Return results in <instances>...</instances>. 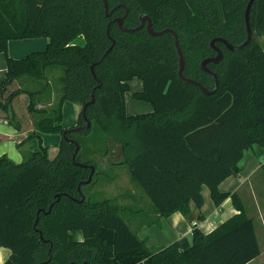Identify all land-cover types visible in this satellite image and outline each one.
Segmentation results:
<instances>
[{"label": "trees", "instance_id": "obj_1", "mask_svg": "<svg viewBox=\"0 0 264 264\" xmlns=\"http://www.w3.org/2000/svg\"><path fill=\"white\" fill-rule=\"evenodd\" d=\"M248 1L108 0L110 8L124 4L129 9L126 27L139 25L144 13L155 29L174 28L186 61L184 74L210 88L215 79L200 68L202 59L215 54L210 38L223 36L241 43L246 38L241 22ZM233 2L238 4L228 8ZM125 13L119 7L106 15L103 0H0V52L7 55L0 111L14 123L13 102L28 91L35 129L27 140L37 142L21 163L0 157V247L10 250L11 264H132L124 260L136 256L148 258L151 264H247L261 253L254 219L238 194L222 192L219 185L240 174L249 148L264 147V0L253 4V38L247 47L230 51L217 42L224 58L209 64L220 79L211 95L179 76L171 33L153 36L145 27L123 31L115 18ZM28 37H48V47L24 58L8 54L10 40ZM113 41L110 52L94 67L95 78L91 66ZM54 65L61 66L63 73L52 100L47 69ZM22 76L41 84L7 94ZM133 78L143 82V89L133 97L151 104L152 111L127 112L126 93ZM98 80L102 86L96 90L95 102L85 109L91 128L68 130L63 124L64 103L79 105L77 126L86 124L84 107ZM96 127L105 133L103 153L110 164L128 166L132 180L161 216L176 211L191 216V203L198 208L204 204V187L217 207L232 197L240 212L209 233L194 224L188 249L178 241L150 249L131 228L122 206L111 199L94 201L89 195L77 200L82 197L78 186L88 179L90 168L74 163L76 143L70 140L81 146L76 161L96 167L91 184L98 162L92 149L83 146ZM42 133L62 135L54 157L43 145ZM261 171L264 177V163ZM59 195V202L46 214ZM101 227L114 230L112 245L98 237ZM72 230L82 231L83 240L70 239Z\"/></svg>", "mask_w": 264, "mask_h": 264}, {"label": "crops", "instance_id": "obj_2", "mask_svg": "<svg viewBox=\"0 0 264 264\" xmlns=\"http://www.w3.org/2000/svg\"><path fill=\"white\" fill-rule=\"evenodd\" d=\"M81 41L83 38L81 37ZM49 44L48 37H28L21 39H12L8 44V54L14 58H24L29 53L35 51H44ZM55 66V65H54ZM53 67V66H50ZM49 67V68H50ZM7 74V55L0 52V82H2ZM52 85V100L57 96L58 91L55 83ZM41 84L38 79L29 76H22L14 80L9 86L8 93L24 88L26 90H34ZM131 90L126 93V102L129 92L143 89V82L138 78H133L129 81ZM136 86V89L133 87ZM31 96L28 91L21 92L13 102L15 111L14 123L9 121L6 113L0 111V157L7 155L16 163H21L24 159L26 151L33 150L37 142L34 139L27 140L30 132L35 129L34 120L31 113L28 111ZM149 105L138 104L137 111L129 114L143 113L152 111L151 104L142 101ZM39 107H43L44 103H39ZM65 128L74 127L77 124V119L80 111V106L66 101L63 107ZM44 146H49L50 151L58 150V145L62 140L61 134L42 133ZM21 145V146H20ZM264 163V147L255 144L245 153L241 166L242 170L239 175H231L227 177L220 185L219 189L222 192L238 194V201L242 203L250 217H253L256 233L261 249V253L252 259L247 264H264V177L261 171V165ZM204 204L198 208L194 203H191V216H185L180 211H176L169 216H161L153 209V219L149 223H144L133 214V218L128 219L136 229L131 228L137 233L140 239L147 242L150 249H158L178 241L183 249H188L193 243L192 231L194 224L197 223L205 233L211 232L220 224L224 223L240 211L235 206L232 197H228L220 207H217L211 198L209 188H203ZM132 198H136L131 194ZM139 212V211H138ZM137 212V213H138ZM139 215V214H137ZM136 215V216H137ZM131 220V221H129ZM99 238L106 240L108 245H112L115 239L113 229L101 227L97 233ZM70 239L83 240L84 236L80 230H72L69 232ZM7 259V260H6ZM11 264L10 250L5 247H0V264ZM125 263L132 264H151L150 260L143 256L128 257L124 260Z\"/></svg>", "mask_w": 264, "mask_h": 264}, {"label": "rangeland", "instance_id": "obj_3", "mask_svg": "<svg viewBox=\"0 0 264 264\" xmlns=\"http://www.w3.org/2000/svg\"><path fill=\"white\" fill-rule=\"evenodd\" d=\"M237 4L238 2L230 3L228 8H232ZM241 23L243 26H245V21L243 18ZM212 38L213 37L210 38V42ZM62 73L63 68L59 65H55L47 69L48 78L50 79L51 83L53 81L56 86H59L58 79ZM133 88L136 89V86ZM58 89L59 87L56 88L57 91ZM127 97L126 105L128 113L142 111L138 109V104L144 105L145 103L135 99L133 97L132 91L129 92ZM145 105L149 106L147 104ZM75 126H77V124ZM104 137L105 133L99 127L93 129V131L86 137V143L83 147L84 149H92V154L96 159L95 161L98 162V174L93 183L81 185V188H78L81 196L83 194L85 199L90 197L94 201L111 199V201L123 207L121 208V211L123 212L126 219L133 218V214L136 211H139L138 213L136 212L134 216L141 221L143 220V222L146 224L149 223L154 218L152 202L150 198L146 195L141 186L132 180L128 166L126 164H110V160L106 158L105 154L103 153ZM56 153L57 152L54 151V148H52L50 151V156L54 157ZM131 194H134L137 197L132 198ZM81 199L82 197L77 200L81 201ZM132 227L133 229H136V227L133 225ZM3 264H5V262Z\"/></svg>", "mask_w": 264, "mask_h": 264}, {"label": "water", "instance_id": "obj_4", "mask_svg": "<svg viewBox=\"0 0 264 264\" xmlns=\"http://www.w3.org/2000/svg\"><path fill=\"white\" fill-rule=\"evenodd\" d=\"M103 2H104V6H105L106 15H108V16H110L119 7H124L125 8L126 13L124 15H122V16H118V17L115 18V21L117 22V24L119 25V27L123 31L135 32V31L140 30V29L145 27L146 30L148 31V33L150 35H153V36H159V35H162V34H164L166 32L171 33L173 35L174 46H175V49H176V52H177V57H178V66H179L178 74H179V76L183 80L188 81V82L196 85L201 90V92L203 94H206V95H211V94L215 93L218 90L219 84H220L219 75L209 67L210 63H216V64L220 63L223 60V58H224L223 49L220 46L217 45V42H222L226 46V48L229 49L230 51H238V50H241V49L247 47L250 44V42L252 41V38H253V32H252V27H251V22H250V15H251V10H252V7H253V4H254L255 0H249L248 3H247V6L245 8V11H244V21H245V26H246V38L244 39V41L239 43V44H234V43L230 42L227 38H225L223 36H216V37L212 38V40L210 42V47L212 48V50L215 51V54L205 57L200 62L201 70L206 72V73H208V74H210L215 79L214 87L210 88V87L206 86L205 84H203L202 82H200V81H198L196 79L187 77L184 74L186 61H185L184 53H183L181 45H180L178 32L174 28L166 27V28H163L161 30L155 29V27L153 26V21H152L151 17L148 14H144V13L140 14V23H139V25H137L135 27H126L124 25V19H125L126 15L129 12V9L126 7V5L119 4V5H117V6L113 7V8H110L108 0H103ZM114 43H115V41H113L112 46L107 50V52L97 62H95L91 66V69H92V72H93L95 78H97V76L95 74V71H94L95 65L99 64L105 58L106 54L109 53L110 50L112 49V47L114 46ZM101 86H102V83L99 81L98 85L92 91L91 100H89L85 104L84 111H83V116L86 119V124L80 125V126L71 127V128H68V130H70V131H74V130L75 131H77V130H89L91 128L92 123H91V120L87 117L85 109L91 103L95 102L96 90L98 88H101ZM70 141L76 143V149H75L74 154H73L74 163L78 164V165H81L83 167H86V168H90V175H89L88 179L80 182V184L78 186V188L80 189L82 184H88V183H90L92 181L93 176H94V174L96 172V167L94 165H91V164H85V163H81V162L76 161V157H77L78 152L80 151L81 146L74 139H71ZM84 199H85V197L82 194L81 201H83ZM59 200H60V195L50 205L49 209L47 211H44V212L46 214H49L51 212L53 206L55 204H57L59 202ZM37 222H38V218L36 220V223Z\"/></svg>", "mask_w": 264, "mask_h": 264}, {"label": "flooded vegetation", "instance_id": "obj_5", "mask_svg": "<svg viewBox=\"0 0 264 264\" xmlns=\"http://www.w3.org/2000/svg\"><path fill=\"white\" fill-rule=\"evenodd\" d=\"M114 12H115V11H114ZM114 12H113V13H114ZM113 13H112V14H113ZM217 44H218V46H220L219 43H217ZM220 47H221V46H220Z\"/></svg>", "mask_w": 264, "mask_h": 264}]
</instances>
